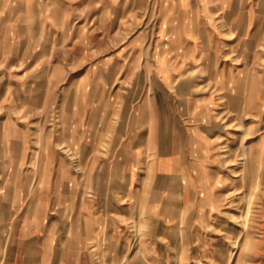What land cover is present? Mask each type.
Listing matches in <instances>:
<instances>
[{
	"label": "rangeland",
	"instance_id": "rangeland-1",
	"mask_svg": "<svg viewBox=\"0 0 264 264\" xmlns=\"http://www.w3.org/2000/svg\"><path fill=\"white\" fill-rule=\"evenodd\" d=\"M252 2L264 12V2ZM192 8L190 0H29L36 22L24 21L28 34L17 36L25 4L0 0V29L9 32L5 40L0 35V117L6 118L0 171L8 192L22 189L7 197L14 209L0 228V264H110L93 242H64L73 235L65 234L64 220L78 218L80 178L85 187L78 140L72 143L78 112L88 113L99 99L113 109L105 116L112 125L132 119L136 143L147 139L146 130L167 127L182 138L200 135L208 148L192 157L188 197L175 183L166 207L148 211L149 226L139 220L146 214L128 209L120 195L111 216L122 224L112 228L118 238L103 244L113 245L114 264H264V18L230 26L217 20L216 34L206 25L200 33L173 32L174 23L163 19ZM191 21L181 20L189 27ZM200 57V65L192 62ZM160 60L172 82L163 81ZM154 95L158 120L143 121ZM96 117L101 132L106 121L100 112ZM101 138L86 148L92 177L110 159Z\"/></svg>",
	"mask_w": 264,
	"mask_h": 264
},
{
	"label": "crops",
	"instance_id": "crops-1",
	"mask_svg": "<svg viewBox=\"0 0 264 264\" xmlns=\"http://www.w3.org/2000/svg\"><path fill=\"white\" fill-rule=\"evenodd\" d=\"M28 1L29 0H23L25 4L24 14L17 17L22 20L20 28H17L15 33L17 36L28 34L27 23L25 22L28 20H31L32 23L36 22L32 20L33 18L28 16ZM251 2L252 0H190V5L192 7L193 4L197 5L196 12L193 8L190 11H187L186 9V11H182L181 14L175 11L174 14H166L163 19L165 20L168 18L174 23V26L172 27L174 29L173 32L182 29L181 31L186 34L187 32H191L195 29L197 30L198 28L200 30L197 32L200 33L202 29H205L203 27L206 25L209 33L216 34L219 27L217 20H222L224 25L230 26L231 20L264 18V12L258 10V6L250 5L249 7ZM263 2L264 0H256V2L254 1L252 3L262 4ZM185 7L187 6H184V9ZM189 8L191 9V7ZM188 13H190V15L187 17ZM182 18H191V26L189 27L186 22L182 23ZM24 29L25 31H23ZM8 33L7 29H0V35L3 36V40L6 39L5 37ZM32 33L37 34V28H35ZM246 37L247 32H245V37L241 40L244 44H246ZM23 46V43H20L18 45V50H22ZM226 49L227 48H224L222 51L225 52ZM208 50L210 49H206L205 51ZM217 50V48L214 50L215 59L218 57ZM201 57L199 59H193L192 62H197V65H200V62H202L199 61L202 60ZM166 65L167 64L164 60H160L158 67L166 74L162 76L163 81L168 83L172 81L170 78L169 80L167 79V77H170V73H168ZM152 99L154 100L152 102L154 105L145 113L146 118H143V121L156 122L155 120H158V114L161 111V108L155 105V95ZM109 102L111 103L112 101L109 100ZM148 103L149 102L144 101L139 110L145 109L144 107ZM111 104L113 105V103ZM86 109L87 108L85 107L78 112V124L75 131L78 130L79 133L78 138L75 140L73 138L74 142H72L74 144L78 140L77 147H79L80 165L85 168V187L83 188L80 178L78 218L73 220V222L68 220V218L64 220V222L66 221L65 226L68 227L65 234L71 235L73 231V235L69 238H64V242H68V244H70V238H79V244L81 242H93L95 246L98 247L97 253H103L102 257L109 259L110 264H114L117 256L113 245L106 247V245L103 246V244H113V242L116 241L115 239L118 238V236L114 235L112 228L119 227L122 224L120 225V220L111 216L115 214L113 212L118 208L117 202L120 199V195L127 196V201L129 202H127L126 206H128V209H136L139 212H143L144 215L146 214L144 218H140L139 220L145 222L144 226H149L148 222L145 221V218L151 216L150 214H147L148 211H159L162 207H166L168 202L167 196H171L173 195V192H175L173 187L175 183L179 186V195L182 198L188 197L191 190L189 180L193 178L192 168L195 164L192 157L196 155V152H198L199 149L202 151L203 156L207 155L208 148L203 141L204 139H202L200 135H190L189 137L185 136L182 138L179 134H175L172 131L170 132L167 127H162V129L157 128L155 130H146L145 133L147 139L141 143H136L132 138L133 130L132 124H130L132 123L131 118H122L120 124H118L117 121L116 124L113 125L112 123H109V121L105 120V116L110 113V110L111 112L113 111L106 101L103 102L99 99V103L91 105L88 113ZM163 109L164 108H162V111ZM122 110L125 111V107H123ZM99 112L103 114L102 120L106 121L102 127L103 130L101 129V132H99L98 127H96L98 123L96 114ZM70 113L75 115V112H69V114ZM5 122L6 118L0 117V146L3 145L5 141ZM90 131L92 138L88 143L87 134ZM168 134L171 135L168 137ZM100 137H102L101 140L106 141L107 139V147L109 148L106 152L109 153L110 159L104 160L106 166L102 168V172H98L99 170H96L92 177L89 176L90 172H88V170L86 171V148L88 145L91 147L97 146ZM199 141H201V143ZM68 143L70 146L73 145L69 141ZM46 146L49 147L50 144L47 143ZM201 146L202 148H200ZM2 162L3 160L0 156V163ZM93 162L94 159L90 161V163ZM103 172L105 173L104 176L102 174ZM88 178L91 179L90 183L91 181L94 183V186L90 185L89 193L86 187ZM103 178L107 180L105 181V183L107 182V186H103L101 183L100 180ZM6 179V175L0 171V228L6 225L7 211L14 209L12 204L8 203V194L22 192V189L20 191H16L17 187L14 191L8 192ZM119 179H122L123 181L122 186H119ZM157 183H159L160 186H157ZM155 196H158L159 199L156 200ZM137 200H139L138 203ZM136 204L139 205L138 208L136 207ZM67 209L69 210L70 206H66L65 210ZM92 210L99 211V213L92 217L90 214V211ZM104 216H107V218ZM158 217H161V215L158 214ZM54 240L55 238H52V241ZM4 241L5 238H3V236L1 237L0 231V251L3 253L5 248L3 249L1 244ZM68 247L70 251V246ZM106 248L110 249L109 255L106 254ZM79 252H81L80 248ZM134 257L136 259H141L139 254H134Z\"/></svg>",
	"mask_w": 264,
	"mask_h": 264
},
{
	"label": "bare ground",
	"instance_id": "bare-ground-1",
	"mask_svg": "<svg viewBox=\"0 0 264 264\" xmlns=\"http://www.w3.org/2000/svg\"><path fill=\"white\" fill-rule=\"evenodd\" d=\"M243 227H245V224L243 225Z\"/></svg>",
	"mask_w": 264,
	"mask_h": 264
}]
</instances>
